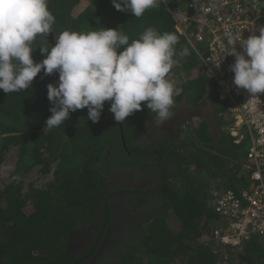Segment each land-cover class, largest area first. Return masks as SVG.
Listing matches in <instances>:
<instances>
[{
	"label": "trees",
	"instance_id": "1",
	"mask_svg": "<svg viewBox=\"0 0 264 264\" xmlns=\"http://www.w3.org/2000/svg\"><path fill=\"white\" fill-rule=\"evenodd\" d=\"M190 1L160 0L159 7L136 18L130 11H117L112 0H48L56 18L55 36L65 30L120 28L131 42L148 27L161 34H176L177 52L188 48L190 54L176 57L169 74L175 79L174 105L183 98L196 103L212 91L217 133L213 136L203 122L179 134L184 139L179 143L167 139L153 148L143 137L149 135L146 122L156 115L146 102L121 124L109 111L111 101H106L108 107L104 105L98 123L88 119L85 108L70 113L59 127L45 130L53 107L47 86H58V72L46 76L42 70L29 89L18 93L0 89V165L13 150L17 179L13 184L0 182V264H83L91 260L110 224L117 221L114 208L120 199L130 215H142L138 224H127V232L115 237V260L108 264H216V257L203 243L219 223L209 208V191L213 186L235 191L247 187V147L233 145L226 133L228 120L219 115L224 105L216 101L214 84L206 81L202 97L184 87L182 77L186 75L192 83L209 79L189 44L174 29L167 10L180 11ZM76 6L78 11L85 7L73 16ZM261 27L264 18L258 29ZM47 46L53 47L46 37H38L33 44L34 62L46 58L40 47ZM151 161L157 175L145 188H132L125 180L110 184L113 170L122 178L135 170L146 175ZM34 169L41 175L52 173L53 179L44 188L29 186L28 192H23V181ZM149 194L154 196L152 202ZM27 202L30 211L24 210ZM83 232H89L91 239L73 249L70 238ZM230 264H264V240L253 237Z\"/></svg>",
	"mask_w": 264,
	"mask_h": 264
},
{
	"label": "clouds",
	"instance_id": "2",
	"mask_svg": "<svg viewBox=\"0 0 264 264\" xmlns=\"http://www.w3.org/2000/svg\"><path fill=\"white\" fill-rule=\"evenodd\" d=\"M112 4L117 11H130L140 18L147 10L159 7L160 0H112ZM55 23L48 0H0V89L18 93L29 89L42 70L46 76L59 73L58 86H47L53 107L45 130L59 127L70 113L85 108L88 119L98 123L106 101H111L109 111L121 124L142 110V102L156 114V126L170 119L176 88L169 74L176 57L190 54L188 48L177 52L176 34H161L148 27L130 42L120 28L65 30L56 36L54 47H40L46 58L34 62V42L53 32ZM258 31L259 36L253 34L247 39L231 32L224 34L227 46L223 57H235L230 66L234 84L253 99L264 94V27ZM237 44L243 53L237 51Z\"/></svg>",
	"mask_w": 264,
	"mask_h": 264
},
{
	"label": "built area",
	"instance_id": "3",
	"mask_svg": "<svg viewBox=\"0 0 264 264\" xmlns=\"http://www.w3.org/2000/svg\"><path fill=\"white\" fill-rule=\"evenodd\" d=\"M263 9L264 0H193L180 11H168L176 32L214 82L216 101L224 105L219 115L228 120L226 133L233 145L247 147V187L235 191L213 186L209 191V208L219 223L203 243L216 264H230L253 237L264 240V94L253 99L237 88L230 70L235 57H223L225 32L244 39L257 35ZM236 48L243 53L239 44Z\"/></svg>",
	"mask_w": 264,
	"mask_h": 264
},
{
	"label": "flooded vegetation",
	"instance_id": "4",
	"mask_svg": "<svg viewBox=\"0 0 264 264\" xmlns=\"http://www.w3.org/2000/svg\"><path fill=\"white\" fill-rule=\"evenodd\" d=\"M212 101V91H208L207 94L196 103L188 102L185 98L176 100L175 105L170 109V111L172 112V116L170 117V119L166 121L164 125L156 126L154 123V115L153 118L149 119L146 123V131L150 136L146 134L143 137L146 136L147 140L151 142V147L153 148L167 139L173 140L175 143H179V134L187 131L189 127L196 129L203 122L207 123L208 131L213 134V136L216 135L215 133L217 132L215 130L213 120L214 109ZM105 104L108 107L106 102ZM150 167L151 170L146 175H141V173L138 175L139 171L135 170L134 173L128 172L124 178L121 177V174H119L117 170H113L110 184H118L119 180H125L127 181V184L130 185V187L143 189L147 185H149L151 181H153L154 176L157 175L156 164L153 161L150 162ZM148 197L150 199L149 202H152L154 196L152 194H149ZM123 203L124 202L123 200L121 201V199L116 201L114 210L118 215L117 221L110 224L107 230V234L105 235L104 240L94 257L83 264H96L98 260H102L106 255L107 249L109 247V245L106 244H111V247H114L116 243H118L115 237L127 232V224H138L140 216L142 214L132 213L130 215L128 211L124 210L125 207H123ZM151 205L149 207H151ZM90 239L91 234L89 232H83L80 234L75 233L70 238L71 247L73 249H80Z\"/></svg>",
	"mask_w": 264,
	"mask_h": 264
},
{
	"label": "rangeland",
	"instance_id": "5",
	"mask_svg": "<svg viewBox=\"0 0 264 264\" xmlns=\"http://www.w3.org/2000/svg\"><path fill=\"white\" fill-rule=\"evenodd\" d=\"M86 5H87V2H86ZM84 7L85 6H83L80 9V11ZM77 8L78 7L76 6L73 9V11H72L73 16H76L80 12V11H78ZM199 66H200V63H199ZM208 78H209V76H208ZM188 79H189L188 75H186L185 77H182L184 87H187L190 90L189 92L193 91L192 93H196L197 95L201 94V97H202V95L206 89V87H205L206 83H207L206 81H209V83L211 85L214 84L212 79H207L206 77H205V79L201 78L199 81H196L194 83L190 82ZM173 82L175 83V79L173 80ZM220 131L223 132L221 129H220ZM180 138H181V140H184L182 138V136ZM209 138H208V136H206V139H209ZM162 145H164V144H162ZM14 162H15L14 151L11 150L7 153L6 159L3 162V164L0 165V182H1V184H13V183H15V181H17L16 177L13 175ZM37 170L38 169L32 170L29 173V175L25 178V180L23 181V192H28L29 186L32 188H36V189L37 188H44L46 186V184L49 183L53 179L52 173H50L48 175H41L37 172ZM24 210L25 211L31 210V203L30 202L26 203ZM149 216L150 215L146 216L145 218L143 217L141 222L145 221L147 218H149ZM106 245H109V247L107 249V253H106L107 257L105 258V260H104V258H103V260H98V262L96 264H103L102 261H105L104 264H108L109 261L114 262L115 259L112 255V252L114 251V249H112L111 244H106Z\"/></svg>",
	"mask_w": 264,
	"mask_h": 264
},
{
	"label": "water",
	"instance_id": "6",
	"mask_svg": "<svg viewBox=\"0 0 264 264\" xmlns=\"http://www.w3.org/2000/svg\"><path fill=\"white\" fill-rule=\"evenodd\" d=\"M46 41H48L53 47L55 46L56 43V36L51 32L49 35L46 37ZM217 132V131H216Z\"/></svg>",
	"mask_w": 264,
	"mask_h": 264
},
{
	"label": "crops",
	"instance_id": "7",
	"mask_svg": "<svg viewBox=\"0 0 264 264\" xmlns=\"http://www.w3.org/2000/svg\"><path fill=\"white\" fill-rule=\"evenodd\" d=\"M216 130V129H215ZM217 131V130H216Z\"/></svg>",
	"mask_w": 264,
	"mask_h": 264
}]
</instances>
